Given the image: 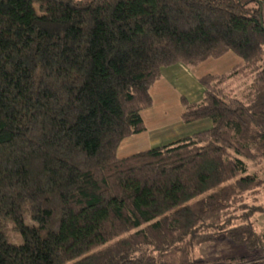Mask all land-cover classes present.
I'll return each mask as SVG.
<instances>
[{
	"label": "trees",
	"instance_id": "16d2710c",
	"mask_svg": "<svg viewBox=\"0 0 264 264\" xmlns=\"http://www.w3.org/2000/svg\"><path fill=\"white\" fill-rule=\"evenodd\" d=\"M229 51L182 97L209 128L117 156L164 68ZM263 191L261 4L0 0V264H207L218 242L251 254L211 264H264Z\"/></svg>",
	"mask_w": 264,
	"mask_h": 264
},
{
	"label": "crops",
	"instance_id": "0c3cea01",
	"mask_svg": "<svg viewBox=\"0 0 264 264\" xmlns=\"http://www.w3.org/2000/svg\"><path fill=\"white\" fill-rule=\"evenodd\" d=\"M240 60L238 55L229 51L219 58H209L192 69L181 63L164 68L162 77L150 88L152 106L141 111L146 129L124 138L118 147L117 156L124 158L209 128L211 126L209 119L192 123L182 121V114L185 112L182 97L185 96L191 102L200 101L203 97V88L199 79L206 74L226 72ZM220 68L222 70H218ZM263 226L261 229H264ZM224 243L225 245H220L221 247L217 249L218 259L235 258L246 253L241 246L230 242ZM210 248L202 247L204 252Z\"/></svg>",
	"mask_w": 264,
	"mask_h": 264
},
{
	"label": "rangeland",
	"instance_id": "374dc122",
	"mask_svg": "<svg viewBox=\"0 0 264 264\" xmlns=\"http://www.w3.org/2000/svg\"><path fill=\"white\" fill-rule=\"evenodd\" d=\"M244 1L251 2V4H261V6H262V21L264 23V0H244ZM35 7H36L37 11L39 13H41V9H40L39 5H36ZM221 65H225V64H221ZM186 67L192 69V68H195L196 66H193V67L186 66ZM218 70H222V69L220 68ZM187 85H188V83H187ZM261 199L264 201V191H263V193L261 195ZM262 216H264V215L262 214L258 218V221H257L258 222L257 227L259 229H261L262 226L264 225V223H263L264 222V218ZM25 220H26L27 224L34 223V221L31 219L30 215H28V214L26 215ZM8 227L9 228L7 229V236H8L9 242L15 243V244L22 243L23 238H22V236H21V234L19 232H17L16 230H14L12 228V223L9 222L8 223ZM220 245L223 246V245H225V243L224 242H218V243H211V244H203L200 247L196 248L195 253H196L197 257H200V258L204 257V259L206 261H208L207 264H211L212 262H218V261H222L223 262L225 260V258L224 259H218L216 257L217 256V249L221 247ZM202 247H211V248L204 252ZM242 248L246 251V253L243 254V255H247V254L250 255L251 254V253H249V251L245 247H242ZM221 254L222 253L220 252V255ZM243 255H241V256H243ZM222 256L223 255H221V257Z\"/></svg>",
	"mask_w": 264,
	"mask_h": 264
}]
</instances>
